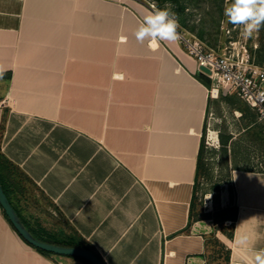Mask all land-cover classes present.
<instances>
[{"label":"crops","instance_id":"obj_1","mask_svg":"<svg viewBox=\"0 0 264 264\" xmlns=\"http://www.w3.org/2000/svg\"><path fill=\"white\" fill-rule=\"evenodd\" d=\"M151 11L141 0H0V151L105 264H206L204 219L183 229L210 83L178 40H136ZM230 176L229 264H252L264 171ZM0 264L85 263L39 251L0 205Z\"/></svg>","mask_w":264,"mask_h":264},{"label":"rangeland","instance_id":"obj_2","mask_svg":"<svg viewBox=\"0 0 264 264\" xmlns=\"http://www.w3.org/2000/svg\"><path fill=\"white\" fill-rule=\"evenodd\" d=\"M146 4L153 3L154 9H163L170 6L171 10L176 14L180 27L197 38L201 39L207 46L217 48L220 42L224 40V33L217 27L218 20L225 17L224 9L229 5L224 4V0H141ZM181 19L184 24L181 23ZM201 33V36H199ZM253 40L257 42V47L253 48L248 45V49L254 51L255 60L261 61L264 55V27H262L255 36L248 38L250 44ZM206 77V76H205ZM207 78V77H206ZM208 79V78H207ZM209 83L210 80L208 79ZM222 95H235L234 93L219 91L216 97L210 99V105L205 117V132L204 139L209 140L211 144H206L207 151L205 153L207 166L209 169L208 175L199 176L197 195L200 196L197 210L213 211L214 195L213 185L220 182L219 203L225 205L228 203V198L225 203H221V192L227 189V181L231 167H249L253 170H261L264 168V140L248 129L244 131L246 124L250 120L241 118V111L237 108V103L231 104L223 100ZM236 96V95H235ZM245 103L241 99L238 100ZM237 101V102H238ZM253 127H259L262 123L255 121ZM262 126H264L262 124ZM252 127V128H253ZM213 133L215 137H212ZM216 135L218 143H216ZM231 135L228 141L226 158L220 153V136ZM27 195L22 198L21 204L23 212L27 217L40 227H44L48 232L58 234L60 230L69 232L70 228L61 213L57 208L34 186H28ZM228 192V190H227ZM225 225V226H224ZM230 221L224 223H216L212 218H204L197 226L199 231H207L209 237L208 264H220L223 259L211 258L213 253L212 241L213 238L219 236L225 240V233L229 229Z\"/></svg>","mask_w":264,"mask_h":264},{"label":"trees","instance_id":"obj_3","mask_svg":"<svg viewBox=\"0 0 264 264\" xmlns=\"http://www.w3.org/2000/svg\"><path fill=\"white\" fill-rule=\"evenodd\" d=\"M177 1V0H175ZM181 23L184 24V21L181 19ZM219 26V20L217 27ZM201 36V33H199ZM262 59V58H261ZM260 60V59H259ZM258 60V62H259ZM5 76H9V72L3 73ZM223 100L230 102L231 104L237 103V108L241 111V118L242 119H249L250 123L246 124L244 131L250 129L253 134L257 135L259 138L264 140V126L262 124L259 127L255 125V121L257 120L256 113L253 109H251L246 103L239 102V98L235 95H222L220 96ZM238 101V102H237ZM208 111V109H207ZM3 120V119H2ZM253 127V128H252ZM1 129L3 128V122L1 123ZM204 132H205V123L203 126V132L200 139V144L198 148V153L196 157V165H195V172H194V181H193V188L189 203V212H188V221L185 226V229L191 224L192 221L204 219V218H212L216 223H224L225 221H230L229 229L225 233V240H221L219 236L213 238L212 244L215 246L213 248V253L211 258H220L222 257L223 261L220 264H229V255H230V248H231V240L233 236V227L234 221L237 216V204L235 202V191L232 185L231 176L229 175V180L227 181V190H228V203L225 205H220L219 203V192H220V182H216L213 185L214 195H212V201L214 202V209L213 211H204L203 209L197 210L196 206L198 204V199L200 196L197 195V188H198V181L199 176L208 175L209 169L207 166V157L205 155L207 151V146L205 144L204 139ZM231 135L220 136V153L226 158L227 153V145L228 141L231 138ZM232 168H240L246 170H253L249 167H231ZM259 170V169H258ZM264 171V168L261 169ZM0 182L3 187V190L10 201L11 205L14 207L18 215L20 216L22 222L25 226L29 229V231L39 240L50 242L59 245H66V246H78L84 247L91 250L104 264V260L101 255L97 252V250L88 242L86 241L71 225H69L70 231L65 232L60 230L58 234H53L48 232L44 227H40L38 223H35L31 220V218L27 217V215L23 212V206L21 204V199L27 195V190L29 189L28 186L32 185L36 189L35 183L29 178L28 175L22 171V169L13 163L10 159H8L1 151H0ZM4 213V210H3ZM67 222V221H66ZM225 226V225H224ZM204 237V251L203 255L205 256L206 264L209 263V255L208 249L209 244V236L203 234ZM39 251L45 254H55L50 251H46L39 247H36ZM73 258L79 259L83 261L85 264H91L89 261L82 257L71 256Z\"/></svg>","mask_w":264,"mask_h":264},{"label":"built area","instance_id":"obj_4","mask_svg":"<svg viewBox=\"0 0 264 264\" xmlns=\"http://www.w3.org/2000/svg\"><path fill=\"white\" fill-rule=\"evenodd\" d=\"M230 2L224 0L225 5ZM148 5L154 9L153 3ZM219 28L224 33V40L217 48L207 46L201 39L182 29H178V42L196 62L198 69L200 65L209 69V73H203L210 80V98L216 97L220 90L234 93L255 111L257 120L264 125V55L257 62L254 51L248 49V45L256 48L257 42L253 40L249 44L248 38L242 36L226 17L220 20ZM205 142L211 144L209 140Z\"/></svg>","mask_w":264,"mask_h":264},{"label":"clouds","instance_id":"obj_5","mask_svg":"<svg viewBox=\"0 0 264 264\" xmlns=\"http://www.w3.org/2000/svg\"><path fill=\"white\" fill-rule=\"evenodd\" d=\"M224 16L240 30L242 36L251 38L264 27V0H231L224 9ZM179 27L178 18L170 6L156 8L143 17L135 31V38L140 43L150 42V47L155 49L159 41L176 42L180 38ZM240 243L246 244L247 238H242ZM251 262L264 264V250L253 251Z\"/></svg>","mask_w":264,"mask_h":264},{"label":"water","instance_id":"obj_6","mask_svg":"<svg viewBox=\"0 0 264 264\" xmlns=\"http://www.w3.org/2000/svg\"><path fill=\"white\" fill-rule=\"evenodd\" d=\"M204 72L209 73V69L203 65L199 66V72L204 75ZM0 205L4 210L6 216L8 217L11 224L14 228L18 231V233L30 244L34 245L35 247H39L46 251H50L56 254L67 255V256H77L82 257L89 261L91 264H104L91 250L78 247V246H66V245H59L50 242H45L36 238L29 229L25 226L22 222L20 216L11 205L10 201L8 200L3 187L0 182Z\"/></svg>","mask_w":264,"mask_h":264},{"label":"bare ground","instance_id":"obj_7","mask_svg":"<svg viewBox=\"0 0 264 264\" xmlns=\"http://www.w3.org/2000/svg\"><path fill=\"white\" fill-rule=\"evenodd\" d=\"M212 137H215V134H214V133H213ZM226 196H227V190L224 189V190H222V192H221V201H222V203H225V201H226Z\"/></svg>","mask_w":264,"mask_h":264}]
</instances>
